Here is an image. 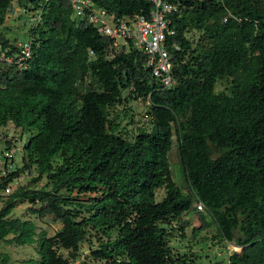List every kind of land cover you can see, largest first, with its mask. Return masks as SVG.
Here are the masks:
<instances>
[{
    "label": "trees",
    "instance_id": "trees-1",
    "mask_svg": "<svg viewBox=\"0 0 264 264\" xmlns=\"http://www.w3.org/2000/svg\"><path fill=\"white\" fill-rule=\"evenodd\" d=\"M15 1L0 0V131L14 125L29 139L21 167L0 178V196L22 175L36 177L0 210V244L36 245L26 264H76L83 244L99 264H195L170 241L174 222L186 239L183 217L197 212L241 249L226 264H264V0H170L179 5L170 44L181 46L171 89L143 53L115 52L75 18L69 0H20L35 12L32 59L21 67L19 44L1 29ZM93 1L117 17L152 10L149 0ZM138 100L148 103L152 129L131 135L112 110ZM174 137L187 189L173 178ZM23 203L61 229L49 237L12 218ZM0 264H12L9 255Z\"/></svg>",
    "mask_w": 264,
    "mask_h": 264
},
{
    "label": "rangeland",
    "instance_id": "rangeland-1",
    "mask_svg": "<svg viewBox=\"0 0 264 264\" xmlns=\"http://www.w3.org/2000/svg\"><path fill=\"white\" fill-rule=\"evenodd\" d=\"M20 0H16L10 11L9 19L6 22V25L1 28L6 34L8 39L13 43H19L24 40H28V32L31 29V26L34 25V11H29L28 13L20 12ZM22 10V9H21ZM18 13L22 15L17 16ZM120 51V50H119ZM116 50L115 52H119ZM90 81V80H89ZM228 87V81H223L218 85V91H223ZM148 110V103L144 100L138 101H129L123 105H118L112 110V117L117 118L121 122L122 127L126 129L128 134H136L139 132V129L151 130L152 123L145 118V113ZM16 137L15 140H18L15 144L17 148L15 151V163L17 167H21L23 150L20 149L19 141L22 140V144H26L29 139L28 134H25L22 130L16 129L14 125H9L6 128H3L0 131V148H6L5 137ZM175 142L173 149L169 154V160L171 163V169L173 173L174 180L178 183L179 186L187 189L186 184L184 183L179 167V158L177 150V142L174 137ZM32 177H36V173L33 174H24L21 176V180L18 184V189L30 184ZM164 190L158 191V201L164 198ZM9 199L4 193L0 196V210L3 208L7 200ZM30 207L28 203L20 204L12 213V218H24L27 220L33 221L39 231L47 232L49 237H53L61 229L62 225L59 221L55 220L52 216H47L40 218L37 215H33L30 212ZM201 212V210L198 209ZM188 220L191 224L186 233V239L182 238L183 232L180 229V226L177 225V222H174L176 226L173 231V236L171 237L170 246L172 251L175 253L186 254L195 260V264H226L228 262L229 256L233 252H240L241 250L234 243H227L220 241L216 235L217 230L215 226L208 227L201 219L200 215L197 212L187 214L183 217V221ZM210 222V220H207ZM37 246H25L18 247L8 243L0 244V255L7 254L10 257L12 264H26L27 261L31 259H36L38 254L36 253ZM80 259L76 264L88 263V264H99L96 261H93L90 257L88 244H83L81 246ZM68 253H66V256Z\"/></svg>",
    "mask_w": 264,
    "mask_h": 264
},
{
    "label": "built area",
    "instance_id": "built-area-1",
    "mask_svg": "<svg viewBox=\"0 0 264 264\" xmlns=\"http://www.w3.org/2000/svg\"><path fill=\"white\" fill-rule=\"evenodd\" d=\"M71 2L74 17L85 20L93 26L98 33L113 41V48L128 52L134 49L143 53L146 57L145 67L151 72L159 86L163 89L176 87L175 77L176 54L181 46L173 43L170 39L176 35L172 27L173 17L179 12V5L170 0H149L152 10L149 16L135 15L117 17L106 10L96 6L93 0H69ZM38 19V18H37ZM20 53L17 63L22 67L32 59V44L29 40L19 42ZM93 56L94 53L91 52ZM11 63V59L7 60ZM145 118L152 121L153 117L148 112ZM16 137H5V142L16 143ZM20 148L22 140L19 141ZM0 148V178L7 177L16 171L15 151L8 147ZM21 177L6 187L4 194L9 196L18 189ZM198 209L204 211L202 204Z\"/></svg>",
    "mask_w": 264,
    "mask_h": 264
},
{
    "label": "crops",
    "instance_id": "crops-1",
    "mask_svg": "<svg viewBox=\"0 0 264 264\" xmlns=\"http://www.w3.org/2000/svg\"><path fill=\"white\" fill-rule=\"evenodd\" d=\"M19 11L22 12L23 10L19 9ZM19 15H22V13H18V14H17V16H19ZM9 16H10V15H9ZM8 19H9V17H8ZM8 19H7V20H8Z\"/></svg>",
    "mask_w": 264,
    "mask_h": 264
}]
</instances>
